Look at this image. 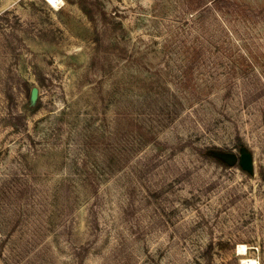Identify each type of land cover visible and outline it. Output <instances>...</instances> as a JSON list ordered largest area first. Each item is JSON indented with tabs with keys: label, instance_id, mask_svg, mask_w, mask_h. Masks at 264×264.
<instances>
[{
	"label": "rangeland",
	"instance_id": "obj_1",
	"mask_svg": "<svg viewBox=\"0 0 264 264\" xmlns=\"http://www.w3.org/2000/svg\"><path fill=\"white\" fill-rule=\"evenodd\" d=\"M246 259L264 0H0V264Z\"/></svg>",
	"mask_w": 264,
	"mask_h": 264
},
{
	"label": "water",
	"instance_id": "obj_2",
	"mask_svg": "<svg viewBox=\"0 0 264 264\" xmlns=\"http://www.w3.org/2000/svg\"><path fill=\"white\" fill-rule=\"evenodd\" d=\"M35 90H32V96L34 97ZM226 159L231 163L235 162V156L232 154H227ZM240 166L242 170L248 171L252 169V158L249 153H242L240 156Z\"/></svg>",
	"mask_w": 264,
	"mask_h": 264
},
{
	"label": "bare ground",
	"instance_id": "obj_3",
	"mask_svg": "<svg viewBox=\"0 0 264 264\" xmlns=\"http://www.w3.org/2000/svg\"><path fill=\"white\" fill-rule=\"evenodd\" d=\"M45 1L48 2L52 6H56L57 2L60 1V0H45ZM237 252L238 253L245 252V246L244 245H239L238 248H237ZM242 263L243 264H258L255 259H246Z\"/></svg>",
	"mask_w": 264,
	"mask_h": 264
}]
</instances>
